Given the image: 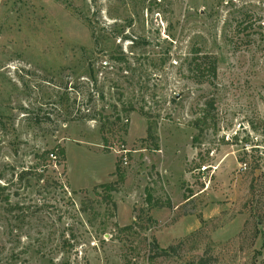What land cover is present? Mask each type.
<instances>
[{
	"label": "rangeland",
	"instance_id": "374dc122",
	"mask_svg": "<svg viewBox=\"0 0 264 264\" xmlns=\"http://www.w3.org/2000/svg\"><path fill=\"white\" fill-rule=\"evenodd\" d=\"M0 264H264V0H0Z\"/></svg>",
	"mask_w": 264,
	"mask_h": 264
},
{
	"label": "trees",
	"instance_id": "16d2710c",
	"mask_svg": "<svg viewBox=\"0 0 264 264\" xmlns=\"http://www.w3.org/2000/svg\"><path fill=\"white\" fill-rule=\"evenodd\" d=\"M189 66H190V71L193 75V78L196 79L197 81L205 82V81H210L213 82L215 78L217 77V70H218V61L216 56L214 55H208V54H201L198 50L192 51V58L189 61ZM207 104H210V102H207ZM206 104V105H207ZM208 118V112L204 113V116L198 120V121H206ZM120 117L117 116V121H120ZM152 124L149 125L148 128V135L152 136ZM105 142H107V138L105 137ZM104 142V143H105ZM35 159L37 160V163H46L49 162L53 159H57L56 162L62 163L65 162L66 160V151L65 148L61 145H56L52 149L44 150L42 152L36 153L35 154ZM121 159L118 160V163H120ZM26 173L22 171L20 173L23 176V174ZM39 173V172H38ZM116 174L119 177V180H123L124 174L120 171L119 166L116 167ZM43 174L39 173L38 177L39 179L41 178ZM102 187H105L106 190H113V184L108 183V184H102ZM96 191V188H94ZM125 229H133L132 225L126 226ZM155 245V244H154ZM156 248L164 255L169 253L170 249H173V246H171L169 249H161L156 245Z\"/></svg>",
	"mask_w": 264,
	"mask_h": 264
},
{
	"label": "built area",
	"instance_id": "2783aa9c",
	"mask_svg": "<svg viewBox=\"0 0 264 264\" xmlns=\"http://www.w3.org/2000/svg\"><path fill=\"white\" fill-rule=\"evenodd\" d=\"M117 155L120 157V159L123 161V164L127 165L128 158L127 154L130 152V150L125 147V145H121L119 149L115 150Z\"/></svg>",
	"mask_w": 264,
	"mask_h": 264
}]
</instances>
